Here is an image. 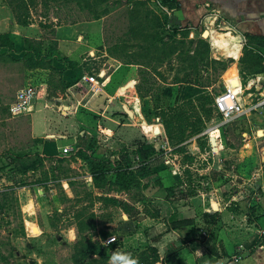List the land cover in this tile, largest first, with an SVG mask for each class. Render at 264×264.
Segmentation results:
<instances>
[{"label": "rangeland", "instance_id": "1", "mask_svg": "<svg viewBox=\"0 0 264 264\" xmlns=\"http://www.w3.org/2000/svg\"><path fill=\"white\" fill-rule=\"evenodd\" d=\"M91 1V12L107 8L108 14L91 18L89 10L74 2L48 11L42 3L37 4L30 9L31 24L37 32L27 36L15 31L14 13L7 0H0V31L9 27L15 43V48H0V264H111L110 257L121 252H131L139 264H151L156 255L148 243L134 239L129 248L122 249L120 237L134 238L141 229L138 218L157 213L158 206L152 200L164 196L186 199L201 192L207 193V198L217 192L228 199L232 189L238 188L234 174L246 173L248 169L234 155L241 147L246 150L245 133L256 145L262 137L261 108L246 109L235 119L221 122L212 102L214 95L230 85L245 107L264 96L250 93L257 92L259 86L264 88V43L254 44L258 52L245 54L253 63L245 66L225 55H214L201 27L177 21L176 2ZM173 25L179 31L173 32ZM249 43L247 37L243 38V46ZM85 44L88 50L78 49ZM69 47L74 49L76 60L69 56ZM100 54L106 58L101 70L92 64L85 67L86 60ZM90 71L95 72L99 83L110 72L131 75L134 89L125 96L138 97L146 122L163 125V120L173 119L171 139L167 137L164 146L159 143L155 147L158 138L142 135L144 140H140L155 152L147 158L130 155V168L134 171L122 177L106 173L93 179L91 174L104 166L121 165L123 154L136 148L132 135L121 141L120 135L111 134L106 140L91 130L94 135L87 138L77 133L75 149L70 154H63L61 146L54 148L53 153H41L37 149L42 140L30 137L27 118L9 110L17 90L27 86L34 87L38 97L44 99L65 97L72 86L74 92L85 95V102L90 86L82 75ZM234 76L240 78L237 86L230 83ZM176 78L182 81L175 82ZM248 82H252L251 86H247ZM130 85L128 82L127 87ZM206 95L212 98L211 103ZM34 115L62 124L58 113L38 110V104ZM83 115L90 122L89 114ZM139 121L140 116L136 115L134 124L140 127ZM206 125L219 130L202 134ZM196 135L199 150L191 154L185 142ZM210 136L222 138L225 148L219 149L227 150L226 159L218 160L214 155L217 148ZM227 146L235 150L232 152ZM79 148L103 155L108 164L82 159L76 155ZM15 155L27 157L18 161L13 159ZM175 158L182 180L160 194L161 182L156 173L174 166ZM260 162L264 168V160ZM227 169L233 171L227 173ZM242 194L245 199L247 192ZM27 204H31L32 213L25 211ZM108 237L116 238L114 244L106 245ZM90 245L105 246V256L87 253Z\"/></svg>", "mask_w": 264, "mask_h": 264}, {"label": "crops", "instance_id": "2", "mask_svg": "<svg viewBox=\"0 0 264 264\" xmlns=\"http://www.w3.org/2000/svg\"><path fill=\"white\" fill-rule=\"evenodd\" d=\"M177 1L178 7L174 10L176 20L184 23L187 21L201 27L203 31H208L206 37L216 56L225 55L238 62L243 54V38H246V34L256 35L257 40L264 43V0ZM13 25L15 31L27 36L37 32L33 23ZM8 30L9 27L0 32ZM213 31L222 33L223 40L229 46L236 40L240 45L239 50L236 51L232 46L233 55L224 53L212 42L210 33ZM85 45H80L78 49L88 50V45ZM67 51L71 59L76 60L73 56L74 49L69 47ZM85 63V67L92 64L94 69L99 71L105 66L106 58L104 54H100L86 60ZM235 67L237 70V64ZM94 73L90 71L89 74H85L96 76ZM124 73L110 72L107 78L99 83V91L94 93L90 90L91 84L85 80L90 86L88 90L90 96L85 102H83L85 95L74 92L72 86L66 90L65 97L44 99L37 95L31 109L22 113L28 120L27 129L30 137L42 140L37 150L41 153H53V149H59L60 146L62 150L63 146L75 145L77 133L85 138L94 135L90 133L91 130L101 133L106 140L110 139L111 134L120 135L121 141L130 135L134 141L144 140L142 136L144 134L147 137L153 135L154 139L158 138L154 141L155 147L159 143L163 146L168 143L162 123H147L141 115L138 97L125 96L128 90L134 89L135 80L131 75L125 76ZM234 79H237L238 84L241 83L240 78L235 76L230 79V83ZM128 82H132L131 85L124 87ZM251 83L248 82L247 86H251ZM259 88L257 92L251 90L250 93L264 95V88L260 86ZM37 104L38 110L49 109L58 113V120L62 121V124L50 123L34 115ZM246 108L249 109V106ZM86 113L89 114L90 122L82 118ZM136 115L140 116V127L134 124ZM206 126L202 134L219 130L218 127ZM261 131L262 137L258 138L257 145L246 132L243 138L246 150L241 147L234 154L237 157L236 161L247 164L248 169L244 175L234 174L238 188L232 189L228 199L217 192L211 194V198H207V193L201 192L186 199L164 196L152 200L158 206L157 213L153 216L141 215L138 218L137 223L141 229L134 234V238H130V235L120 237L122 249L129 248V243L134 239L135 241L142 239L155 252L156 257L151 264H264V168L260 162L264 160V125ZM196 138L197 135L185 142L191 154L199 150ZM147 141H150L149 138ZM213 146L217 148L214 154L217 159H226L224 156L226 149H219L225 148L222 138L215 136ZM227 149L232 152L235 150L232 146H227ZM173 163L174 166L162 168L156 173L161 182L158 187L160 194L162 190L178 185L182 180V174L176 166L178 160L175 158ZM218 168L225 170L221 164H218ZM232 171L233 169H227V173ZM244 191L247 192L245 199L242 194ZM24 209L27 213L33 212L31 204H27ZM181 219L188 221L177 227L170 225L171 222Z\"/></svg>", "mask_w": 264, "mask_h": 264}, {"label": "trees", "instance_id": "3", "mask_svg": "<svg viewBox=\"0 0 264 264\" xmlns=\"http://www.w3.org/2000/svg\"><path fill=\"white\" fill-rule=\"evenodd\" d=\"M103 2V0H101ZM164 3H173L176 2V8L178 7V1L177 0H161ZM74 2V4L78 5L79 8H83V9H87L90 12L93 11L92 10V1L91 0H7V4L8 6L11 8L12 12L14 13V17L16 19V23L21 24V25H28L31 23V13H30V9L34 8L37 4H43V6L46 8V11H48L51 7H56L59 8L61 6H66L69 5L70 3ZM175 8V9H176ZM109 10L107 8L104 9H99L95 12H91L92 15L90 16L91 18H100L103 15L108 14ZM171 30L173 32L179 31V28L177 25H173L171 27ZM246 37L249 40V44L244 45L243 46V54L240 57L238 63H244L245 66H251L253 65V63H249V58L247 56H245V54H254L255 52H258L257 48L254 46V44L256 43H261L257 40V36L256 35H251V34H246ZM204 42L207 43V40L204 39ZM1 47H7V48H15V43L14 40L11 38V36L9 35L8 31H4V32H0V48ZM242 68V67H240ZM262 71H264V65L262 68ZM177 80L175 82H180L182 81L180 78H176ZM138 91V89H137ZM207 98V100H209V103L212 102V98L209 95L205 96ZM214 101V98H213ZM212 106H213V102H212ZM168 108H171L170 106ZM173 119H166L163 120V126H164V131L166 136L168 137V139H171V130H170V126L172 123ZM200 130H197L195 132H198ZM202 131V130H201ZM134 143L136 144V148H132L130 150V153L125 152L122 156L123 161L121 165L118 166H113V165H109V166H104L102 169L97 170V172H93V174H91L92 178H100L102 176H104L106 173H113L118 177H122L124 173H131L134 171V169L130 168V164H131V159H130V155H137V154H141V156L143 158H147L150 154L155 152V149L152 147H149L145 142L137 139L134 141ZM38 156H40V154H37ZM76 155L81 157L84 160H91V161H98L101 162L103 165H107L108 163V159L106 157H104L103 155L97 153V152H93L90 151V148H79L76 151ZM27 156L24 155H15L13 157L14 160H18V161H22L23 159H25ZM136 170V169H135ZM188 220L187 219H181V220H177L174 222H171V226L172 227H177L180 226L184 223H186ZM116 240V238H115ZM115 242V241H114ZM114 244V243H113ZM108 245V244H106ZM87 253H97L100 254L101 256H105V246H96V245H90L89 249H87ZM156 257V256H155ZM155 259H153L152 261H154Z\"/></svg>", "mask_w": 264, "mask_h": 264}, {"label": "built area", "instance_id": "4", "mask_svg": "<svg viewBox=\"0 0 264 264\" xmlns=\"http://www.w3.org/2000/svg\"><path fill=\"white\" fill-rule=\"evenodd\" d=\"M83 80H87L91 84V92H97L100 89V84L95 75H82ZM37 90L32 86H27L24 88H20L16 92L15 100L13 103L10 104L9 110L13 115L22 114L27 112L31 109V106L34 101L32 98H36ZM213 107L218 112L221 117V122H227L230 120L235 119L236 117L240 116L246 109L245 105L242 103L241 97L238 93L234 90L233 86H226L223 90L217 93L214 96ZM261 108L264 113V96L259 99L254 104L249 106V110ZM75 149L73 144H69L62 147L63 154H70ZM112 240L115 241L114 237H108L105 240L107 241Z\"/></svg>", "mask_w": 264, "mask_h": 264}, {"label": "bare ground", "instance_id": "5", "mask_svg": "<svg viewBox=\"0 0 264 264\" xmlns=\"http://www.w3.org/2000/svg\"><path fill=\"white\" fill-rule=\"evenodd\" d=\"M208 32V31H207ZM212 42L221 49L224 53H229L230 55H233V48H236V51L239 50V43L235 40V43L231 46H229L224 40H223V34L222 33H215L214 31L210 33ZM233 38V37H232ZM132 83V82H130Z\"/></svg>", "mask_w": 264, "mask_h": 264}, {"label": "clouds", "instance_id": "6", "mask_svg": "<svg viewBox=\"0 0 264 264\" xmlns=\"http://www.w3.org/2000/svg\"><path fill=\"white\" fill-rule=\"evenodd\" d=\"M112 240L107 241L110 244ZM111 264H139L138 257L134 256L131 252H121L113 254L110 257Z\"/></svg>", "mask_w": 264, "mask_h": 264}, {"label": "water", "instance_id": "7", "mask_svg": "<svg viewBox=\"0 0 264 264\" xmlns=\"http://www.w3.org/2000/svg\"><path fill=\"white\" fill-rule=\"evenodd\" d=\"M202 35H203L204 37H206V36L208 35V32H207L206 30H204V31L202 32ZM232 84H233V85H238V81H237V79H234V80L232 81ZM126 86H127V84H126L124 87H126ZM32 101H34V98H32ZM210 140H211L212 143H214V137H213V136L210 137ZM143 218H144V216H143ZM141 219H142V218H141Z\"/></svg>", "mask_w": 264, "mask_h": 264}]
</instances>
